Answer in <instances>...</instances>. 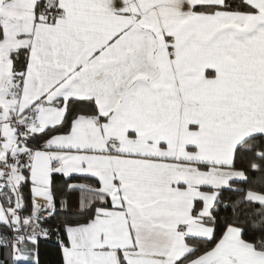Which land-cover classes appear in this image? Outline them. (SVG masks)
<instances>
[{
	"label": "snow or ice",
	"instance_id": "snow-or-ice-1",
	"mask_svg": "<svg viewBox=\"0 0 264 264\" xmlns=\"http://www.w3.org/2000/svg\"><path fill=\"white\" fill-rule=\"evenodd\" d=\"M0 264H264V0H0Z\"/></svg>",
	"mask_w": 264,
	"mask_h": 264
}]
</instances>
